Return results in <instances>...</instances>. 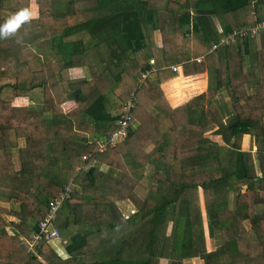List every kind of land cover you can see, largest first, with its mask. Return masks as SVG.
<instances>
[{"label": "trees", "instance_id": "obj_1", "mask_svg": "<svg viewBox=\"0 0 264 264\" xmlns=\"http://www.w3.org/2000/svg\"><path fill=\"white\" fill-rule=\"evenodd\" d=\"M23 9L35 15L0 38V214L15 219L10 226L18 233L0 240V264L18 256L20 264H264V34L221 47L200 63L183 55L186 46L192 58L210 49L218 39L214 18L224 32L246 23L244 11L263 22L264 0H0V25ZM154 33L166 68L138 83L154 63ZM85 40L93 42L91 53ZM177 42L181 56H174ZM125 60L130 71L121 66ZM184 61V75L210 73L206 91L176 109L162 97L150 100L147 93L173 79L171 66ZM76 69L82 73L72 79ZM249 83L256 86L251 95ZM108 87L118 94L109 98ZM130 92L126 139L96 152L90 137L116 129L120 113H111L112 104H123ZM24 99L30 105L14 106ZM67 100L76 106L64 114ZM164 120L168 127L161 129ZM211 126L216 143L203 135ZM21 139L18 171L13 152ZM71 181L54 221L59 235L75 228L69 258H47L44 242L29 256L35 248L18 238L36 231L46 203ZM17 200L15 211L10 203ZM124 200L135 209L126 218L117 207Z\"/></svg>", "mask_w": 264, "mask_h": 264}, {"label": "crops", "instance_id": "obj_2", "mask_svg": "<svg viewBox=\"0 0 264 264\" xmlns=\"http://www.w3.org/2000/svg\"><path fill=\"white\" fill-rule=\"evenodd\" d=\"M252 5H254V4L252 3ZM188 13H189V15L193 14L192 11H190V10L188 11ZM243 14L245 16L244 18L246 20V23L244 25H242L240 28L246 27V26L248 27V26L255 25L254 15H253L252 11L251 12L248 11V13L246 11H244ZM213 20L215 22L211 25V27L213 29H216V33L218 35V39L215 40L211 44L210 49H208L207 52H205L203 55L195 57V58H192V56H190L189 51H190L191 48L189 46H186L185 47L186 49H185V52L183 53V55L185 54V59H187V62L195 61L196 63H200L201 60L204 57L209 56L213 51H215V50H217V49H219L221 47L228 48V47L234 46V45H236V43L239 40H246V39L258 40V38L257 39L256 38H246V39L238 38L234 42H230L227 45H225V44L222 43V41H224L227 36L231 35L236 30L224 32L222 30L221 24L218 23L219 21L217 19H215V18ZM154 34H156V33H154ZM154 40H156V39L154 38ZM155 43H157V44L154 45L151 48V51H150V53L153 54V56H154V63H153V61L151 62L152 65L150 66V70L148 72H146V73H148L147 76H150L151 73H155V72H157L159 70H163V69L166 68L163 65V61L161 59V55H160L161 49H160V46L158 45V41L156 40ZM255 43H256V46H257L258 45V41H256ZM214 44H217V48L215 50H212L211 48H212V45H214ZM174 50H175L174 51V53H175L174 56H178V55L181 56L182 55L183 48L181 46V42H177L176 43V49H174ZM251 51H253V49ZM197 60H199V62ZM185 62L186 61H184V62H182L180 64L172 65L171 68L172 67H177V70L175 71V77L173 79H171V80H169V81H167L165 83H162L160 85H157L156 87L151 89L147 93V97L150 100H152V101L156 100V99H160L162 97V98L165 99V101L167 102V104L169 105L170 108L176 109V108H178L180 106H183L184 104H187L188 102H190L196 96L204 93L206 91V89H207V83H208V79H209L210 73H208V71H207V72H199V73H196V74H193V75H184V71H183V67L182 66H183V63H185ZM210 64H212V60H210ZM215 65L216 64H214V67H215ZM247 65L250 66V60L249 59H248ZM81 72H82V70H81ZM137 82L141 83V81L139 80L138 77H137ZM245 86H246L245 89L247 91V94L251 95V94L254 93V89H256V86H254L253 83L252 84H250V83L246 84ZM220 100H221V98H220ZM69 102H72V101H69ZM69 102H67V104L66 103L65 104L68 105ZM114 102L115 103L112 104L111 108H113L114 111H117V112L120 111L121 104L115 99H114ZM223 102L226 103V104H229V101L227 99H225L224 97H223ZM72 103H74V102H72ZM74 106H75V103H74ZM223 122L227 123L225 117H223ZM136 126H137L136 122L132 124L133 128H135ZM167 127H168L167 120L162 121L161 125H160V128L161 129H166ZM215 129H216L215 126H211V127H208L207 129H205L203 131V135L211 143H216V142H213V141H215V139L219 140V138L217 136L213 135V132H214ZM248 145H249V138L245 137L244 140H243V148L248 147ZM18 148L21 149V150L25 149V147L21 148V146H19ZM18 148L15 149V151L18 150ZM150 149H152V147L146 148L145 152L148 153L150 151ZM13 157H14L15 168L18 171H20V168H21V162L20 161L21 160L19 159V156H18V158H16V156H13ZM22 181L24 182L25 180L22 178ZM33 193L36 194L35 191H33ZM200 198H201V200H202V198H204V202H205V199H206V192L205 191H203V190L199 191V201H200ZM19 203H20L19 200H17L14 203H10V207L13 210L18 211ZM2 206H5L7 209L9 208L8 204H2ZM117 207L121 211V214L124 215V217L132 215L133 211H135L134 207L131 206L130 203L128 201H126V200L118 202L117 203ZM28 213L29 212H26V214L24 216L28 217L29 216ZM0 219L4 222V225H0V240L1 241H4L7 236H11L12 234H16V235L18 234L10 226V222H13L15 220L13 217L9 218L8 216H4L3 214H0ZM27 222H28L27 225H29V227H32L35 224L32 221V219H28ZM36 230H37V224H36ZM65 231H64V233L63 232L60 233L59 238L56 239V240H53L51 242L41 241V242H44L47 245V247H48V249L45 250V252H44L45 256L47 258H49L50 255H53L55 258H57L59 260H62V261H64V260L69 258L68 254L66 252V245L69 242L71 236L75 233V228L71 227V228H68ZM32 233H31V235H32ZM30 236L28 238H26V239H24L22 237L18 238L19 241L21 243H23L24 246H26V249H27L26 243H28ZM15 247H17V245ZM17 251H19L21 253L19 248L17 249ZM26 252H27V254L29 256H31L32 254L34 255V254H36V248H35V250L33 252H28V251H26ZM17 258H19L18 262L16 261L14 264H20V256H18ZM3 261L5 262L6 260H3ZM1 264H5V263H1Z\"/></svg>", "mask_w": 264, "mask_h": 264}, {"label": "built area", "instance_id": "obj_3", "mask_svg": "<svg viewBox=\"0 0 264 264\" xmlns=\"http://www.w3.org/2000/svg\"><path fill=\"white\" fill-rule=\"evenodd\" d=\"M264 34V21L255 24L253 26H246L240 28L238 31L233 32L227 36L223 44L227 45L230 42H234L237 38H256L259 34ZM217 48V44L212 45V50ZM199 62V60H197ZM172 71H176L177 67H172ZM146 74H141V78L144 79ZM135 102V95L131 93L128 99L123 103L121 107L120 117L117 121L116 129L107 137L93 139L96 151L103 153L107 147L113 148L117 143L126 139L129 127L131 125L130 112L133 109ZM73 184L69 182L64 186L63 191L59 196L46 203V213L43 219L37 223V230L34 232L28 241V250L34 249L41 241L51 242L59 238V230L55 227L54 221L57 217V212L60 209L62 203L67 200L72 193Z\"/></svg>", "mask_w": 264, "mask_h": 264}, {"label": "rangeland", "instance_id": "obj_4", "mask_svg": "<svg viewBox=\"0 0 264 264\" xmlns=\"http://www.w3.org/2000/svg\"><path fill=\"white\" fill-rule=\"evenodd\" d=\"M32 6H34V5H32ZM34 8V7H33ZM31 14V16H34L35 15V13H30ZM72 40H79L80 38H81V36H77V35H73V36H71L70 37ZM153 38H157V35L156 34H154V37ZM88 40V39H87ZM87 40H85L84 41V43H85V46H86V50L87 51H89V53H91L92 52V43L93 42H88ZM156 42V40L154 41V43ZM157 43H155V45H156ZM47 46H48V44H47ZM34 50V49H33ZM47 51H49V50H44L43 51V53L42 52H40V54L42 55V54H47L48 52ZM34 52H35V50H34ZM45 52H47V53H45ZM52 57V56H51ZM92 58V64H96V63H98V61H97V59L96 58H94L93 56H91ZM56 59V58H55ZM108 65V63H105V66H107ZM129 65V64H128ZM121 66L122 67H124L127 71H130V69L127 67V64H126V60L121 64ZM130 66V65H129ZM109 66H107V68H108ZM95 68L96 69H98L99 71H100V69L102 68V66H95ZM115 71V70H114ZM81 70L80 69H76V70H72V72L70 73L71 75V77H72V79H79V76L81 75ZM153 75H154V73H151V75H150V77H149V79H151L152 80V78H153ZM71 82H73V81H71ZM107 85H109V86H114V81L111 79V78H107ZM73 85V84H72ZM106 93H108V96H109V98H112V97H114V96H116L118 93H116V92H114V91H110L109 90V87H108V89L106 90ZM131 93V92H130ZM129 93V94H130ZM67 102H69L68 100L67 101H65L64 102V104H62L61 105V108L63 109V113L64 114H66V113H68V112H70V111H72L74 108H75V106H74V103H72V102H69V104L68 105H66L67 104ZM66 103V104H65ZM14 106H28V105H30V103L28 102V100H17V101H14ZM113 111H114V109L113 108H111V113H113ZM114 113H120V111H114ZM93 139H94V137H90V143H92L93 144ZM213 142H218V140L217 139H215V141H213ZM19 146H21V148L22 147H25V142H24V140H18V143H17V148L19 147ZM18 150H21V149H19L18 148ZM18 150H14V152H13V155L14 156H16V158H18V156H20V154H18ZM18 155V156H17ZM104 170V169H103ZM72 182V181H71ZM127 201V200H126ZM227 201H228V212L229 211H233L234 210V201H235V193H230L229 195H228V198H227ZM129 202V201H128ZM200 204H201V209H202V212H203V214L204 215H206V212H207V210H208V206H207V198L205 199V202H204V198H202V200H201V198H200ZM130 203V202H129ZM130 205L132 206V204L130 203ZM120 211V210H119ZM121 212V211H120ZM133 212H135V211H133ZM122 216H124V215H122ZM126 218V217H125ZM168 231H169V229H168ZM207 246H209V241H207ZM188 264V263H187ZM190 264H201V262L200 261H198V260H190Z\"/></svg>", "mask_w": 264, "mask_h": 264}, {"label": "clouds", "instance_id": "obj_5", "mask_svg": "<svg viewBox=\"0 0 264 264\" xmlns=\"http://www.w3.org/2000/svg\"><path fill=\"white\" fill-rule=\"evenodd\" d=\"M30 17H31V14L26 9L20 10L17 13H15L3 25H0V38L9 36L12 32L15 31V29H17L20 26V24H22L25 21L29 20ZM141 74H146V77L145 78H147V74L148 73L143 72V73H139L138 74L139 80L141 82H143L145 80V78L142 79L141 78ZM129 95H128V97H129ZM122 105L123 104H121V107H122ZM120 113H121V108H120ZM83 159L85 160L86 158L84 157Z\"/></svg>", "mask_w": 264, "mask_h": 264}]
</instances>
